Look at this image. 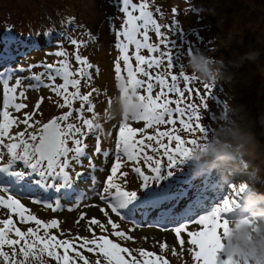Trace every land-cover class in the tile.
Instances as JSON below:
<instances>
[{
	"label": "snow or ice",
	"instance_id": "obj_1",
	"mask_svg": "<svg viewBox=\"0 0 264 264\" xmlns=\"http://www.w3.org/2000/svg\"><path fill=\"white\" fill-rule=\"evenodd\" d=\"M120 11L123 13V22L120 29L116 31L115 47L119 50V56L116 58L114 70L115 77L120 82V95H123L129 89L136 93L141 101L142 110L136 113L131 120L143 121V127H132L127 116L123 117L119 123L116 133L115 148L112 153L114 159L111 162L110 172L103 179L102 188L97 191V185L100 181L96 175L91 176V191L97 195L100 201H103L111 213L117 217L123 216L133 218L137 213L143 216L146 213H153L156 222L161 220L165 222H174L172 231L181 245L184 241L180 239L182 230L187 231L188 243L192 245L189 251L192 253L194 264H218V253L223 249L221 233H227V219L225 215L231 210V206L236 201L234 189L239 181L228 185L232 190L234 198L224 195L219 202L211 206L210 210L204 214H198L205 202L213 197L214 191H218L214 180L200 179L197 183L189 169L174 175V171L184 166V160L190 153V145L197 143V139H187L177 134L180 128L175 127L177 121L185 132L206 133L209 126L201 122L199 114L200 105L190 102L192 89L189 88V80H195V77L185 74L184 65L179 64V77L183 79V89L179 86L178 76L168 73H156L153 75L147 69L154 66L159 67L162 57L167 58V68H173V57L168 52H159V45H153L149 42V27L153 28L157 37H163L161 25L153 19V13L149 10L146 0H140L139 3L134 0H119ZM172 11L175 13L176 9ZM167 27V26H165ZM47 35V33H45ZM62 35H66L63 34ZM11 42L14 38L9 37L5 41V49L0 53V61L7 63L11 57ZM73 45L78 42L71 40ZM174 43V42H173ZM160 44L168 46L166 38L160 40ZM129 46H134L135 51L129 55ZM141 49H147L149 55H142ZM192 51L191 46L188 53ZM159 52V55L152 53ZM57 57H64L54 63H42L44 71L32 73L31 79L34 84L27 87L39 88L43 85L49 88L57 97L62 98V103H57L59 108H67L60 115H53L47 122L42 123L34 120L29 123L32 113L24 112L23 120L17 121L8 109L11 107L16 111L24 109V103H17V89L19 88V97L25 96L26 88L22 86L21 76H15L14 83L10 84L15 72L26 71L23 67L16 69L5 68L0 71V85H2V107H0V206L8 210L7 219L0 220V259L4 264H26L28 258L39 255H46L56 261V264H77V257L82 264H89L87 257L82 255L78 249H86L90 253H98L103 257L104 264H169L168 260L158 256L153 252H147L144 248L136 249L143 258L138 260L132 254V250L122 247L120 243L110 239L108 235L97 236L93 233L91 239L88 237H76L77 244L69 239H59L57 236L49 233V229L58 228L56 219H50L47 222L38 219L35 215L28 214L29 210L21 203L17 196H28L35 203H43L53 211L61 208L60 199H72L74 188V176L81 177V172L75 170L76 165H82V158L87 159V167L96 170L97 165L93 163V156L89 155L86 149L88 145L84 142V137L89 133L96 135L95 153H101L99 132L102 128L97 123V113L93 110L90 92L81 94V80L87 84L92 79V73L89 69L93 65L87 58L75 54V61L81 65L75 71L71 70V65L67 59V53L60 49L53 53ZM181 53L177 51L176 58L179 60ZM135 59V67L132 64V58ZM123 61V71L126 77L122 75L121 63ZM37 65L29 64L27 70L31 71ZM98 72V69H97ZM137 74H142L147 79L138 78ZM48 83L44 82V77ZM166 76H170L169 83ZM59 77L63 82L56 83ZM153 81L159 85V91L153 95ZM204 87L211 91V86L205 84ZM69 88L73 89L69 91ZM143 88L145 94H141L139 89ZM93 92L96 89L92 90ZM187 91V96H186ZM173 95L175 98L173 99ZM197 96L200 93L196 92ZM43 99V97H41ZM188 99L189 102L185 103ZM79 101L80 105L73 110V102ZM201 104L207 108L208 105L200 97ZM40 100L36 101L37 106ZM111 103V101H109ZM87 104V111L92 113V118H83L82 126L69 122L70 117L75 111V119L80 121L83 117L82 110ZM174 105V106H171ZM35 111V109H33ZM186 117V118H185ZM215 119V116L212 117ZM17 123H22L26 127L24 131L11 133L10 129ZM33 131L28 129L33 128ZM172 125L161 130L160 126ZM147 129H154L149 133ZM139 134V136L137 135ZM165 138L167 142H165ZM7 140V142H5ZM175 142L174 146H172ZM149 150L153 154H149ZM103 157L109 156V150L102 152ZM5 157L6 162H5ZM166 158V162L164 159ZM122 162H133L132 172L137 174L142 181L140 189L143 194L138 196L137 191L126 190L118 183L119 177L127 176L128 173L119 171ZM141 162L148 170L146 174L141 168ZM107 163V159H105ZM103 172L104 168L101 167ZM118 174V175H117ZM169 178H172L171 180ZM166 182V183H162ZM187 197L181 200L182 197ZM86 198L85 192H79L75 196L76 204ZM54 199V203L51 202ZM177 200H181L179 207H173ZM153 210H157L156 216ZM100 211L107 219V225H111L112 235L122 240H133V236L125 231L118 230V225L113 222L109 212L101 208ZM15 214L21 222H34L37 227L28 228L26 232L16 227L12 214ZM83 217L84 213H80ZM181 220L183 222H181ZM90 224L97 225L103 233L105 224L100 220L92 218ZM189 224L199 225V230L190 231ZM43 229V234L40 230ZM91 231V229H89ZM14 234L16 239L11 238ZM19 245V251L22 260L16 258V246ZM12 248V255L4 249ZM165 248L164 244L160 245ZM59 250H62V254ZM69 252H74L75 256H70ZM173 249V255H175ZM96 264H100L97 259ZM219 264H232L231 258L220 261Z\"/></svg>",
	"mask_w": 264,
	"mask_h": 264
},
{
	"label": "rangeland",
	"instance_id": "obj_2",
	"mask_svg": "<svg viewBox=\"0 0 264 264\" xmlns=\"http://www.w3.org/2000/svg\"><path fill=\"white\" fill-rule=\"evenodd\" d=\"M134 2L139 3L140 0H134ZM146 2L149 10L153 13V19L161 25V32L164 34L163 37H157L154 29L149 27V42L153 45H159V52H168L172 55L173 68L171 70L167 68V58L164 57H162L158 68L154 66L152 69H147L146 65L144 67L153 75L158 72H171L177 75L179 86L182 89L184 82L179 77V64L182 63L185 69L190 46L192 51L201 49L209 55L224 56L225 58L238 57L249 49H257L260 52L256 61H244L240 65H233L236 72L235 77L230 81L222 80L211 84V91L206 89L204 87L205 83L198 79L189 80L188 86L192 89L190 102L200 105L199 114L202 123L212 127L214 125L212 117L216 116L217 111L228 101L230 95L235 97L236 102L245 104L253 117L264 110V0H146ZM120 7L119 0H0V44H2L3 39L12 37L15 42H12L11 51L18 47L23 49V51L16 52L11 56L12 58L7 63L0 64V69L1 71L5 68L23 67L26 69L24 72H15L12 80H10L11 84L14 83L15 76L25 78L22 79V86L26 88L25 96L19 97L20 89L18 88L16 102L24 103L26 107L20 111L10 107L8 109L10 114L19 121L25 118L23 116L24 112H29L32 113L29 123L34 120L44 123L53 115H60L67 110L66 107H57V103L63 102L62 98L57 97L49 88H45L43 85L39 88L27 87V85L35 83L30 78L32 73L44 71L43 67L39 65L64 59V57L53 55L54 52L63 49L68 54L67 59L72 71H75L77 67H81L75 61L77 52L86 57L88 62L93 65V68L89 69L92 73L91 81L85 84L82 79L80 90L81 94L92 93L90 99L92 100L93 110L98 115L96 122L102 125L99 132L101 153H95V134L89 133L88 136L84 137V142L88 145L86 151L93 156V163L97 165L96 170L93 172L92 169L87 167L86 157L82 158V165L75 166V170L81 172V177L74 176V185L77 186L79 192L86 193V198L76 204L75 197L72 199L61 197V208L56 211L46 207L43 203H35L28 196L18 195L17 198L29 210L28 214L35 215L45 222L56 219L59 226L55 229H49V233L59 239H69L74 245L79 243L75 239L78 236L91 239L93 233L97 236L103 234L120 243L122 247L131 249L132 254L141 262L143 258L136 251L139 248H144L147 252H153L164 257L169 264H194L192 253L189 251L192 245L188 243L187 231L182 230L180 239L184 243L181 245L175 233L171 230L172 227L169 225L160 227L153 223L155 222L153 213H146L141 218L137 216L139 214L137 213L135 217H138V220L134 217L135 223H133V218L125 217L123 214L117 217L114 213H111L103 201L99 200L97 195H93L90 188L92 175H96L100 181L97 185V191H99L103 186V179L110 172L111 162L114 159L112 153L115 148L116 133L122 119L121 117H113L110 114V109L115 106V97L120 95V82L116 79L114 70L116 58L119 56V50L115 47V33L120 29L123 22V13L120 11ZM173 8L176 9L175 13L172 11ZM68 25L72 29H69ZM65 30L67 36L61 42L60 37L54 35L57 31L63 32ZM164 38L168 41L167 47L160 44V40ZM72 39H75L78 44L73 45L71 43ZM3 50L0 48V53ZM134 51V46H129L130 56ZM177 51L181 53L179 60L176 58ZM159 52L152 53V55H159ZM141 54L149 55L147 49H141ZM131 62L135 67L134 57ZM120 63L121 74L126 77V72L123 71V61L121 60ZM29 64L37 66L28 71L27 66ZM185 74L189 75L187 72ZM137 75L140 79H147L142 74ZM166 79L171 83L170 76H166ZM44 82L48 83L46 76ZM62 82L57 77L56 83ZM153 84V95H155L160 89L155 81H153ZM93 89H96V91L93 92ZM72 90L69 88V91ZM138 91L145 94L143 88ZM197 91L200 96L196 95ZM200 97H203V102L208 105L207 108L201 104ZM37 100H40L38 106L36 104ZM187 102H189L188 99L185 100V103ZM79 105V101H74L73 110ZM0 107H2V85H0ZM82 112V119L77 121L75 119L76 113L73 111V116L70 117L69 122L82 126L83 118H92V113L87 111V104ZM128 123L136 128L143 127L144 124L143 121L131 119ZM25 127L24 124L17 123L10 129V132L24 131ZM35 127L36 125H33V128L28 129V131H33ZM165 127H172V125L160 126L161 130ZM175 127L180 128L177 134L185 140L199 135V132H185L178 121ZM146 131L153 133L155 130L147 129ZM256 131H260L259 125H257ZM137 135L139 136V134ZM165 142H167L166 138ZM174 144L175 142L172 146ZM104 150H109L107 158L102 155ZM149 154L153 153L149 150ZM6 159L5 157V162ZM105 159H107V163H105ZM163 159L166 162V158ZM132 166L133 162H122L119 171L127 172L128 175L119 177L117 182L121 183L126 190L137 191L138 196H140L144 191L140 189L142 181L137 174L132 172ZM140 166L146 174H149L143 162ZM101 167L104 168L103 172L100 171ZM185 170L186 167L181 166V168L174 171V175H178L179 172ZM200 179H204L207 183L205 178H198L197 183ZM245 179L244 175L232 177L228 184L219 188L218 191H214L213 197L207 200L205 204L213 206L224 195H228L230 199L234 198L228 185L235 181L242 182ZM255 186L257 189L264 191V184L257 183ZM181 200L184 199L181 198ZM181 200H177L173 207H178ZM51 202L54 203V201ZM101 208L109 212L113 222L118 225V230L125 231L128 235L133 236V240H122L113 236L111 225L106 223L108 217L103 215L100 211ZM81 212L84 213L83 217L80 215ZM153 212L155 215L158 213L157 210H153ZM8 215V210L0 206V220L7 219ZM12 218L16 227L20 228L21 231L26 232L30 227L34 229L37 227L31 221L21 222L14 213ZM92 218H96L105 224L106 227L103 233L97 225L90 224ZM199 227V225L189 224L187 230L196 231L199 230ZM40 234H43V229L40 230ZM10 236L16 239L14 234H10ZM161 244L165 245L164 249L160 248ZM19 247V245L16 246V258L22 260L23 257L20 254ZM173 249H175V255H173ZM4 250L10 256L12 255L11 247L6 246ZM78 250L87 257L89 264H96L97 259L100 260V264H104L103 257L98 253H90L86 249ZM58 251L62 254V250L58 249ZM69 255L75 256V253L69 252ZM76 259L77 264H82L78 257ZM225 259H227V254L221 250L218 253V264ZM48 261L49 264H56V261L50 257H48ZM0 264H4L2 259H0Z\"/></svg>",
	"mask_w": 264,
	"mask_h": 264
},
{
	"label": "clouds",
	"instance_id": "obj_3",
	"mask_svg": "<svg viewBox=\"0 0 264 264\" xmlns=\"http://www.w3.org/2000/svg\"><path fill=\"white\" fill-rule=\"evenodd\" d=\"M259 55V50L249 49L238 57L225 58L195 49L188 54L184 71L209 85L230 81L236 75L233 65L256 61ZM114 105L110 114L129 120L142 110L131 89L115 97ZM196 139L184 160L195 178H209L221 188L236 175L246 177L234 189L236 201L228 212L227 233H221L222 250L232 264H264V191L255 186L264 184V110L253 117L245 104L230 95L217 111L214 125ZM26 264L49 261L46 255L38 254L30 256Z\"/></svg>",
	"mask_w": 264,
	"mask_h": 264
},
{
	"label": "trees",
	"instance_id": "obj_4",
	"mask_svg": "<svg viewBox=\"0 0 264 264\" xmlns=\"http://www.w3.org/2000/svg\"><path fill=\"white\" fill-rule=\"evenodd\" d=\"M71 26L70 25H68V28L69 29H72V27L70 28ZM62 33L63 34H66V35H62ZM55 37H60V39H61V42H63V39H64V37L65 36H67V31L65 30V31H63V32H60V31H57L56 33H55V35H54ZM6 40H9V38H6V39H3V42H2V44H0V48L3 50V49H5V41ZM45 43V42H44ZM13 45V43L11 42V46ZM19 49V50H18ZM21 51H23V49L22 48H20V47H18V48H16L15 50H13V51H11V52H14V53H11V56H13L16 52H21ZM3 63V61H0V64H2ZM0 71H1V69H0ZM3 71V70H2Z\"/></svg>",
	"mask_w": 264,
	"mask_h": 264
}]
</instances>
